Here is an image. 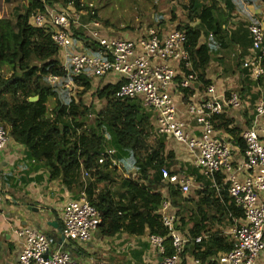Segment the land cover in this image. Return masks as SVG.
I'll return each instance as SVG.
<instances>
[{
    "label": "built area",
    "instance_id": "built-area-1",
    "mask_svg": "<svg viewBox=\"0 0 264 264\" xmlns=\"http://www.w3.org/2000/svg\"><path fill=\"white\" fill-rule=\"evenodd\" d=\"M41 1L43 10L30 15L29 25L50 36L57 50L59 66L66 72L64 76H48V84L60 85L70 98L76 99V93L82 88L73 80L74 76L95 79L116 76L120 86L115 98L140 101L142 107L152 114L155 134L167 136L185 148L193 157L199 174L211 180L221 177L222 185L218 187H225L233 205L241 212L242 218L236 220L230 233L232 249L213 257V262L264 264V98L256 99L251 125L239 135L245 150L235 163L233 146L218 134L213 117L221 115L225 106L240 109L243 102L238 92L222 93L211 84L205 88L203 99L187 105V114L199 132L197 136L190 134L186 121L178 117L171 95L177 70L181 69L179 86L183 90L191 89L196 81V76L188 73L192 64L185 47L187 38L184 32L176 28L162 31L151 27L130 38L108 37L92 4L69 1L61 5ZM79 30L95 44L96 50L76 49L75 38ZM247 30L251 49L242 57V67L252 81H258L264 78V16L261 23L250 24ZM10 140L8 131L0 125V152ZM114 153V150H105L98 164L109 158V167H118L117 161L112 159ZM160 175L161 181L175 187L181 196L190 193L191 179L185 175L170 172L167 168L160 169ZM85 177L88 173L84 171L82 178ZM167 193L165 188L157 212L171 239L173 254L163 256L164 238L159 235H148V242L162 257L159 264H179L186 246L201 244L206 237L190 238L178 232L176 210ZM3 203L4 196L0 194V212ZM60 218L65 243L91 241L101 223L98 211L88 202L85 193H81L78 199L67 201ZM15 236L21 249L19 264H77L68 253L52 250L47 236L34 228H21ZM193 263L203 264L195 258Z\"/></svg>",
    "mask_w": 264,
    "mask_h": 264
},
{
    "label": "trees",
    "instance_id": "trees-1",
    "mask_svg": "<svg viewBox=\"0 0 264 264\" xmlns=\"http://www.w3.org/2000/svg\"><path fill=\"white\" fill-rule=\"evenodd\" d=\"M69 1L79 2L63 0L61 4ZM53 2L57 1L47 0L46 4ZM222 2L228 11L233 9L232 0ZM15 10L14 21L11 17L2 18L0 13V125L8 131L12 141L26 149L30 160L43 165L50 180H59L68 189L79 187L85 192L86 199L100 215L98 229L103 237H113L120 231L131 236H142L144 233L159 235L164 238L163 256L172 255L171 239L157 211L162 200L159 188L164 186L161 184L160 169L173 164V154H165L164 138L157 139L156 148L143 157L136 151L138 138L149 135L151 114L137 99H116L120 83L90 92L95 100L104 103L101 110H96L93 104H83L81 97L92 89L94 79L85 76L73 77L82 88L79 100L69 97L65 103L61 102L56 86L47 82L50 75L66 74L59 66L56 47L47 33L29 25L30 15L36 10H43V3L41 0H27L23 13H19L17 8L11 11L12 15ZM94 10L96 12V8ZM184 10L189 23L177 24L176 29L184 32L187 38L185 47L192 64L188 73H193L205 89L210 84L205 79L210 47L201 42V31L212 39L220 40L219 37L225 35L222 26L227 24L228 16L222 15L215 2L208 5L200 0H190ZM96 16L98 18L97 12ZM194 21H198V26L189 25ZM88 47L96 50L95 44ZM4 68L11 71L8 78L2 75ZM244 73L247 80L250 79L246 70ZM184 91L187 97L189 90ZM34 97L36 101L29 100ZM49 99L56 102L50 113L47 108ZM93 115V123L89 124ZM213 124L216 130L230 134L234 143L242 151L245 150L239 136L241 130L231 119L224 115L214 116ZM107 149L114 150L112 159L118 161L123 172L130 177L121 178L116 169L109 167V158L98 164L99 157ZM132 170L135 172L133 177ZM84 171L88 173L85 179L82 178ZM115 182H119L123 190L119 196H115L109 188ZM216 183H221V177H216ZM168 192L178 216L182 211L181 202L185 199L175 187L168 185ZM202 193L197 202L199 218L193 222L186 236L195 238L204 232L209 236L201 244L189 243L185 250H190L194 258L203 264H215L212 258L219 252L230 251L232 245L220 233L206 231L207 223L225 217L229 221L233 218L240 220L242 214L225 192L216 196L212 189H206L199 194ZM206 208L214 211L212 216L205 212Z\"/></svg>",
    "mask_w": 264,
    "mask_h": 264
},
{
    "label": "crops",
    "instance_id": "crops-1",
    "mask_svg": "<svg viewBox=\"0 0 264 264\" xmlns=\"http://www.w3.org/2000/svg\"><path fill=\"white\" fill-rule=\"evenodd\" d=\"M232 1L234 4L231 5L233 6L231 11L225 9L222 0H213L210 3L202 2L208 5L215 2L222 15L228 16V21L227 24L222 26L225 35L220 36V40L212 39L204 31H201L200 40L210 47V62L205 70V79L210 82L209 85H215L217 90L222 93L236 91L242 97L243 103L240 109H232L225 106L221 115H224L227 119H231L235 127L243 131L251 125L256 96H254L255 90L252 87L253 81L251 79L247 80L245 77V69L241 66V59L243 56L248 55L251 49L247 27L250 24L262 22L264 2L261 0H250L251 3L246 0ZM183 12L186 13L184 10ZM185 23H189L188 20ZM177 24H184V22H174L162 29L159 28V30H170L176 28ZM189 25L192 27L198 26V21H194ZM245 30L247 33H245ZM79 31L76 34L75 46L76 49L85 50L87 49V45L91 46L93 43L83 31ZM103 32L108 37H120L114 33ZM246 35L247 38L245 37ZM121 38L130 37L123 35ZM177 72L178 74L171 89V95L178 109V117L186 121L185 124L188 132L197 136L199 132L195 130L194 126L196 125L187 114V105L203 99L205 89L196 80L192 88L188 89V96L186 97L185 91L179 86L181 69H178ZM117 81L118 79L114 75H108L101 79L94 78L92 80V89L89 92H94L97 88L105 85L115 84ZM83 104L90 106V104L88 105L84 102ZM93 105L96 109L100 107L97 110H101L104 107V103L101 104L97 100L94 101ZM150 124L151 130L149 134H154V138L158 137L157 139L164 138L165 154H173V164L167 169L170 172H177L191 179L192 185L189 194L194 189L193 203H195V209H192L190 213L188 212V215H183L184 217L186 216L185 219L181 217L186 223L183 231L178 228L181 218L176 213L178 219L176 229L180 234L186 235L192 229L193 222L199 218L197 215V202L199 201V197L203 195V193H199L206 189H212V192L216 196L221 192H225L226 194L227 192L224 186L218 187L222 185V179L221 183L217 184L216 177L214 178L215 180H211L199 174L198 169L194 166L193 157L185 148L167 136L161 137L155 134L152 114ZM217 131L224 138L225 142L231 143L233 146V160L236 163L238 157L243 155L244 151L234 143L230 134L222 130ZM117 163L118 167L114 169L123 171L118 161ZM130 172L132 176L135 175L134 170ZM124 177H126L125 172ZM161 184L164 187H160L159 192L163 194L165 193V188L168 189V186L162 181ZM117 186L120 187V184L113 183L109 185L111 192L115 196H119L123 192V190L116 189ZM81 193L85 192L80 190L79 187L68 189L59 180H50L49 174L43 165L30 160L27 157L26 149L10 140L7 147L0 152V194L4 196V203L0 212V264H19L21 249L15 232L21 228H34L44 233L47 238L53 239L57 235L56 229H60V231L62 229L60 215L66 202L78 199ZM167 194L169 195V192ZM174 209L176 210L175 207ZM205 212L209 216H212L214 211L211 208H206ZM236 220L233 218L229 221L227 217L221 218L219 221H217V218L214 221L209 220L206 231L218 232L230 242V233L236 224ZM51 223H55L57 227L54 228ZM200 235L208 238L209 233L204 232ZM51 249L60 251L61 246L54 244ZM65 252L77 264H159L160 258H162L148 242L147 233H144L142 236H131L124 231H120L115 236L108 238L103 237L99 229L92 235L91 241L85 244L75 242L65 243ZM193 258L194 256L191 254V251L186 250L180 257L179 264H194Z\"/></svg>",
    "mask_w": 264,
    "mask_h": 264
},
{
    "label": "rangeland",
    "instance_id": "rangeland-1",
    "mask_svg": "<svg viewBox=\"0 0 264 264\" xmlns=\"http://www.w3.org/2000/svg\"><path fill=\"white\" fill-rule=\"evenodd\" d=\"M55 3L61 4L63 0H54ZM86 4H92L96 8L98 14V20L102 24L104 31L117 34L118 36L132 37L135 34H140L144 29L154 27L156 29H162L169 24L174 22H184L187 21L186 13L183 12L184 8L188 5L189 0H78ZM201 2L210 3L213 0H200ZM27 4V0H0V13H2V18L11 17L14 21L11 11L13 9H19V13H23ZM63 5V4H61ZM185 11V10H184ZM129 35V36H127ZM2 75L8 78L11 75V71L4 68ZM261 80V81H260ZM258 82L253 81L252 87L255 90L254 96L256 99L259 97L264 98V78L260 79ZM58 98L61 102L65 103L69 98L68 92L61 88V86H56ZM76 100H79L80 91L76 93ZM73 99V98H71ZM81 100L86 104H93L95 99L93 95L88 92L81 97ZM55 100L49 99L47 102L48 112L55 106ZM102 104V102H101ZM245 108V107H244ZM97 109H100L98 107ZM96 109V110H97ZM93 115L89 118V124L93 123ZM154 134H149L147 136H141L138 138L136 143V151L139 155L143 157L149 152H152L156 148L157 138H154ZM110 147L109 145H107ZM120 168L122 165L119 163ZM121 178L124 177V172L118 171ZM127 178L130 177L126 174ZM133 177V176H131ZM87 178V177H86ZM85 179V178H84ZM116 183V182H115ZM119 184V182H117ZM101 187V185H99ZM116 189L121 188L119 186ZM122 191V190H121ZM119 191V192H121ZM191 194L187 197H183L185 200L181 202V214L178 216L181 218L185 217L183 215H188V212L195 209V203H193L194 189ZM182 218V219H183ZM186 223H181L179 229L183 231L185 229ZM187 247V246H186ZM186 249V248H185ZM186 251V250H185Z\"/></svg>",
    "mask_w": 264,
    "mask_h": 264
},
{
    "label": "water",
    "instance_id": "water-1",
    "mask_svg": "<svg viewBox=\"0 0 264 264\" xmlns=\"http://www.w3.org/2000/svg\"><path fill=\"white\" fill-rule=\"evenodd\" d=\"M29 100L30 101H36L37 98L34 97V98L29 99ZM51 224H52V226L54 228L57 227V225L55 223H51ZM56 230H57V235L53 239H49L48 238L49 239V242H50V246L52 247L54 244H57V245L61 246L60 251L65 252V241H64V237L62 236L60 229H56ZM47 257L48 256L46 255L45 258H47ZM160 260H162V258H160Z\"/></svg>",
    "mask_w": 264,
    "mask_h": 264
}]
</instances>
